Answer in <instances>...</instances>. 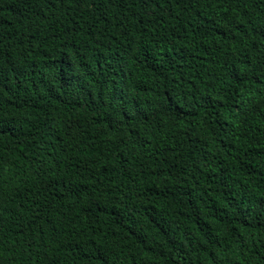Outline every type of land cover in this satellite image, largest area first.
Segmentation results:
<instances>
[{
  "label": "trees",
  "instance_id": "trees-1",
  "mask_svg": "<svg viewBox=\"0 0 264 264\" xmlns=\"http://www.w3.org/2000/svg\"><path fill=\"white\" fill-rule=\"evenodd\" d=\"M0 264H264V0H0Z\"/></svg>",
  "mask_w": 264,
  "mask_h": 264
}]
</instances>
